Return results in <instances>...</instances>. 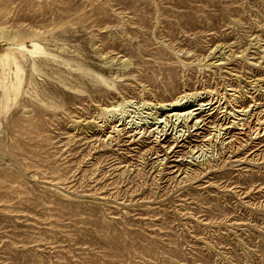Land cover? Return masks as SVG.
I'll return each instance as SVG.
<instances>
[{"label":"rangeland","instance_id":"1","mask_svg":"<svg viewBox=\"0 0 264 264\" xmlns=\"http://www.w3.org/2000/svg\"><path fill=\"white\" fill-rule=\"evenodd\" d=\"M0 264H264V0H0Z\"/></svg>","mask_w":264,"mask_h":264},{"label":"bare ground","instance_id":"2","mask_svg":"<svg viewBox=\"0 0 264 264\" xmlns=\"http://www.w3.org/2000/svg\"><path fill=\"white\" fill-rule=\"evenodd\" d=\"M31 47H32L33 51H29V52H28L29 54L32 55V54H36V53H38V52H37L38 48H37V45H36V44L32 43V44H31ZM23 51H24V50H23ZM39 54H40V53H39ZM1 56L4 57V58L6 57L5 53H4L3 55H1ZM33 64H34V63H33ZM32 67H33V66H32ZM16 69H17V68H16ZM182 99H183V98H182ZM182 99H181V100H182ZM176 104H177V102L172 103L171 106L174 107V106H176ZM178 104H179V103H178ZM188 115H191V112H190ZM258 121H259V120H258ZM260 123H262V122H260Z\"/></svg>","mask_w":264,"mask_h":264}]
</instances>
